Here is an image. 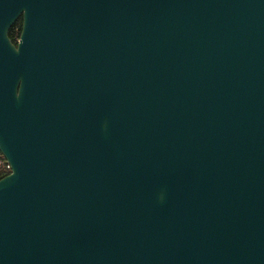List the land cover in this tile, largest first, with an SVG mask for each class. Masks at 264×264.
<instances>
[{"label": "water", "instance_id": "obj_1", "mask_svg": "<svg viewBox=\"0 0 264 264\" xmlns=\"http://www.w3.org/2000/svg\"><path fill=\"white\" fill-rule=\"evenodd\" d=\"M0 153V264H264V0H0Z\"/></svg>", "mask_w": 264, "mask_h": 264}, {"label": "trees", "instance_id": "obj_2", "mask_svg": "<svg viewBox=\"0 0 264 264\" xmlns=\"http://www.w3.org/2000/svg\"><path fill=\"white\" fill-rule=\"evenodd\" d=\"M18 27H17V25H14L10 30L11 32H9V36H10L13 44H15V45H17L18 39H19L20 34H21L20 29H18ZM8 174H10V172L6 171L4 166H0V179H2L3 177H6Z\"/></svg>", "mask_w": 264, "mask_h": 264}, {"label": "built area", "instance_id": "obj_3", "mask_svg": "<svg viewBox=\"0 0 264 264\" xmlns=\"http://www.w3.org/2000/svg\"><path fill=\"white\" fill-rule=\"evenodd\" d=\"M0 166H4L6 171L11 172V166L9 165V163L6 161V159L1 153H0Z\"/></svg>", "mask_w": 264, "mask_h": 264}, {"label": "flooded vegetation", "instance_id": "obj_4", "mask_svg": "<svg viewBox=\"0 0 264 264\" xmlns=\"http://www.w3.org/2000/svg\"><path fill=\"white\" fill-rule=\"evenodd\" d=\"M14 25H17L18 29H20V32L22 31V27H23V17H20L17 22L14 24Z\"/></svg>", "mask_w": 264, "mask_h": 264}]
</instances>
